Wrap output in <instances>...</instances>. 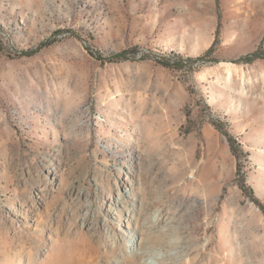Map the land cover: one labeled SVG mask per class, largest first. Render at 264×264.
I'll use <instances>...</instances> for the list:
<instances>
[{
  "label": "rangeland",
  "instance_id": "1",
  "mask_svg": "<svg viewBox=\"0 0 264 264\" xmlns=\"http://www.w3.org/2000/svg\"><path fill=\"white\" fill-rule=\"evenodd\" d=\"M258 51L264 0H0V264H264Z\"/></svg>",
  "mask_w": 264,
  "mask_h": 264
},
{
  "label": "trees",
  "instance_id": "2",
  "mask_svg": "<svg viewBox=\"0 0 264 264\" xmlns=\"http://www.w3.org/2000/svg\"><path fill=\"white\" fill-rule=\"evenodd\" d=\"M51 44H52V43H46L45 45H42L41 48H43V47H48V46H50ZM127 54H128V51L124 50V51H122V52H120V53H117V54L113 55V57L116 58V59H120V60H126V59L129 58ZM260 54H261V53H259V51H258V52H255V53H252V54L246 56V58H247V60H249V61H253L254 59H257V58H264V55H260ZM181 58H184V57H181ZM182 60H184V59H182ZM199 60H200V58H197V59L188 58V59H186L187 63H188V64H191V65L194 64V63H196V62L199 61ZM163 64H164V66H166V67L169 66L168 63H163Z\"/></svg>",
  "mask_w": 264,
  "mask_h": 264
},
{
  "label": "bare ground",
  "instance_id": "3",
  "mask_svg": "<svg viewBox=\"0 0 264 264\" xmlns=\"http://www.w3.org/2000/svg\"><path fill=\"white\" fill-rule=\"evenodd\" d=\"M146 245H147V244H146ZM147 249H148V247L145 246V245H142V243L137 245V251L140 252L139 255H140L141 257H143V256L145 255V253H147Z\"/></svg>",
  "mask_w": 264,
  "mask_h": 264
}]
</instances>
